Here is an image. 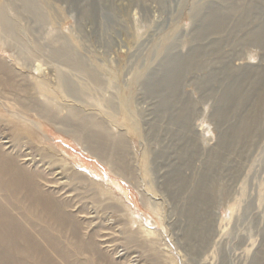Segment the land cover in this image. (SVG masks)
Listing matches in <instances>:
<instances>
[{"label":"rangeland","instance_id":"obj_1","mask_svg":"<svg viewBox=\"0 0 264 264\" xmlns=\"http://www.w3.org/2000/svg\"><path fill=\"white\" fill-rule=\"evenodd\" d=\"M29 1L37 15L0 0V64L11 72L0 73V134L18 132L45 166L60 157V185L107 253L92 264H264V103L248 134L224 139L264 73V43L252 39L264 0ZM212 11L225 17L218 29H206ZM175 65L171 91L162 81ZM240 80L241 103L218 115ZM88 121L105 127L106 154L83 141ZM20 207L6 209L24 223Z\"/></svg>","mask_w":264,"mask_h":264},{"label":"bare ground","instance_id":"obj_2","mask_svg":"<svg viewBox=\"0 0 264 264\" xmlns=\"http://www.w3.org/2000/svg\"><path fill=\"white\" fill-rule=\"evenodd\" d=\"M21 1L25 9L37 15L32 2ZM0 18L4 20L1 13ZM209 18L206 29H218L225 21V17L215 11L210 13ZM252 36L254 41L264 43V31H257ZM54 54L66 59L72 65L80 66L76 61L68 59L66 50H57ZM194 58L195 54L188 56L186 65L192 64ZM182 68L181 65H175L167 74L168 76L163 79L162 82L169 87V90H174L176 79ZM0 73L6 77L11 75L10 69L5 68L2 64H0ZM242 81L234 82L222 93L220 102L223 108L218 111V115L225 116L229 110L236 108L241 103ZM251 87L255 93L254 106L234 128H231L224 139L239 141L243 133L251 131L252 123L259 115H257V110L264 103L263 72L251 80ZM20 90L25 92V89L20 88ZM89 124V121L82 123V129H79L83 141L96 154H106L107 151L109 152V148L105 127L102 123L96 122L93 125L95 130H89L85 128ZM21 138L18 132L9 137L0 134V192L3 193L0 198V264H92L97 263L96 260H104L107 253L106 250H103L102 243L97 239V234L86 232L90 225L78 220V212L72 207L66 190L63 191L64 186L60 185L59 180L62 176L58 175H62L63 172H58L57 167L55 170L53 168L60 157L57 158V162L50 160L45 166L43 159L36 158L32 151L23 148ZM120 142L118 139L112 146L116 155L119 153L117 147ZM119 163L123 165L122 161ZM63 166L67 168V171L71 170L65 161ZM73 173L78 174L75 171ZM177 180L181 179L177 178ZM205 195L203 188H200L196 192L195 200L199 203L204 202ZM14 203L21 204L24 223L6 209ZM188 212L193 224H197L198 216L194 205L189 208ZM34 219L42 223L43 226L35 228ZM195 231V229H191L186 234V238L196 237L198 232ZM78 256H83V258H78ZM107 264L116 263L109 261Z\"/></svg>","mask_w":264,"mask_h":264}]
</instances>
